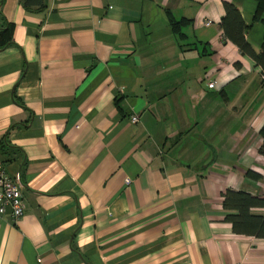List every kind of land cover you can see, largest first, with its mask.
<instances>
[{"label":"crops","instance_id":"0c3cea01","mask_svg":"<svg viewBox=\"0 0 264 264\" xmlns=\"http://www.w3.org/2000/svg\"><path fill=\"white\" fill-rule=\"evenodd\" d=\"M226 2L262 53L264 0H0V166L25 204L0 264H264L223 204L264 197V68Z\"/></svg>","mask_w":264,"mask_h":264},{"label":"trees","instance_id":"16d2710c","mask_svg":"<svg viewBox=\"0 0 264 264\" xmlns=\"http://www.w3.org/2000/svg\"><path fill=\"white\" fill-rule=\"evenodd\" d=\"M35 0H24L25 7L31 9ZM226 14L222 19V27L225 34L235 42L243 52L252 55L256 61L264 68V51L257 54L253 51L246 40L245 33L248 25L245 24L240 11L231 2H226ZM14 25L9 23L7 27L0 29V46L2 48L11 45L13 41ZM260 135L264 140V124L260 129ZM261 154L264 155V143L260 148ZM249 176L258 178L259 175L249 172ZM223 204L228 210L234 211L228 214L226 220L232 224L233 231L236 234L255 236L264 238V214H255L253 209L264 208V197L253 195L244 190L227 189L223 194Z\"/></svg>","mask_w":264,"mask_h":264},{"label":"built area","instance_id":"2783aa9c","mask_svg":"<svg viewBox=\"0 0 264 264\" xmlns=\"http://www.w3.org/2000/svg\"><path fill=\"white\" fill-rule=\"evenodd\" d=\"M214 86V82L209 83V87ZM131 121L133 123L139 121V115L134 114ZM127 182L129 183L130 179H127ZM0 203V213H4L7 207H10L14 221L18 220L25 212L21 189L14 179L7 174V170L3 166H0Z\"/></svg>","mask_w":264,"mask_h":264}]
</instances>
